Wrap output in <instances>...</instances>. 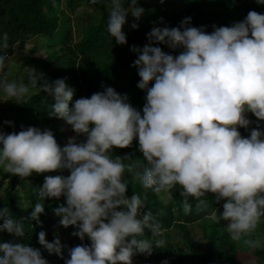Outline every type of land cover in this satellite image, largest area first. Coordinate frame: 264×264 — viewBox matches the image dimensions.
I'll list each match as a JSON object with an SVG mask.
<instances>
[{
  "label": "clouds",
  "instance_id": "1",
  "mask_svg": "<svg viewBox=\"0 0 264 264\" xmlns=\"http://www.w3.org/2000/svg\"><path fill=\"white\" fill-rule=\"evenodd\" d=\"M90 2L106 6L108 33L116 43L127 44L123 28L128 15L138 21L145 11L138 0ZM190 22L189 17L181 27H154L147 44L132 46L138 56L133 66L141 78L137 86L147 92L143 114L112 87L74 100V89L64 79L49 82L43 73H33L26 85L0 75V100L20 102L34 90L48 93L54 97L50 115L86 137L79 143L71 137L61 147L49 129L21 126L19 133L0 132L5 173L25 179L33 173L70 172L45 176L37 190L40 202L31 212L42 223L45 198H66V206L54 209L60 224L76 226L73 235L82 241L87 237L91 246L70 248L65 264H133L134 255L150 256L166 246L165 230L151 211L141 212L140 196H126L125 172L157 194L180 186L185 214L192 211L189 197L198 201L199 211L202 198L215 194L217 203L226 202L222 213L213 212L208 219L226 221L230 240L238 245L262 246L260 238L252 237L258 225L264 233V132L253 129L244 138L238 128L249 127L247 112L264 121V14L250 11L231 27L213 25L210 34ZM36 36L46 38L30 37ZM2 41L0 47L8 49L7 33ZM157 44L182 51L174 56L153 46ZM7 61V54H0V73ZM137 138L142 160L112 157L113 148H128ZM0 220V231L25 236L24 224L7 207L0 209ZM39 243L63 255L59 238L50 243L41 231ZM0 252V264H49L39 249L25 243H0Z\"/></svg>",
  "mask_w": 264,
  "mask_h": 264
},
{
  "label": "trees",
  "instance_id": "2",
  "mask_svg": "<svg viewBox=\"0 0 264 264\" xmlns=\"http://www.w3.org/2000/svg\"><path fill=\"white\" fill-rule=\"evenodd\" d=\"M52 1L0 0V45L3 43L4 33L9 36L8 43L10 45L8 49L0 47V54L6 55L12 50L16 42L23 44L30 36L41 35L46 37L49 40L48 45L56 47V49L48 53L43 59H32L35 63H41L37 68V73H43L49 82L64 79L67 85L75 88L77 99L90 98L94 93L103 92L106 86L112 87L121 95H127L128 102L141 114H143V107L146 104L147 92L137 86L141 78L137 68L133 65L138 56L131 51V48L133 45L142 48L147 44L148 33L154 27H181L182 21L190 17V26L203 27L210 34L214 31L213 25L231 27L234 23L243 22L250 11L264 14V5L257 6L258 0H180L183 3L180 9L152 20L155 1L138 0L139 6L145 10L144 14L138 21L131 14L128 15L131 23L128 29L123 30L127 37V44L120 45L107 31L106 11H99L101 15L91 14L90 19L87 17L85 24H79L76 20V36H74L71 28L66 27L63 23L59 24V19L51 12ZM74 1L68 0V6L72 8ZM156 1L161 2V0ZM165 1L168 0H163V2ZM133 23L139 25L138 29L131 27ZM153 46L160 47L165 53L174 56L182 51V49H173L166 44ZM30 75L27 74L24 80L25 84H28ZM53 103L48 93L36 91L28 100L15 107L11 105L10 109H12V114L15 111L20 114L23 113L25 117H31L39 127L43 128L62 121V119L50 115V108ZM254 116L251 112L246 113L247 119ZM5 127L4 133L11 134L12 125L5 124ZM247 130L251 133L249 128ZM262 132H264V127ZM111 155L113 158L130 156L133 160L143 159V155L139 151L138 138L128 148H113ZM138 171H142V169H138ZM46 175L52 174H37L34 177L32 192L27 196L28 205L22 207V203H16L19 198L18 195L15 196L14 188L17 182L26 183L29 177L21 179L17 175L0 170V189L4 186L3 195L0 197V209L7 207L12 218L21 220L25 229L24 237H16L7 231H0V241L1 243H25L30 247L39 249L49 264H65L66 259L70 258L68 254L70 248L84 244L91 246V241L87 237L82 241L78 236L73 235L78 231L76 226L65 228L60 224L61 217L56 215L54 209L61 204L66 206L65 197L59 199L45 198L43 201L45 212L40 216L42 223H37L31 218L35 203L40 202L37 190L44 183ZM4 179H8V185H4ZM124 179L128 182L126 196L131 198L137 194L144 202V208L141 209V212L151 211L164 230L173 226L181 239L182 246L179 242H172L166 238L167 244L163 249H155L150 256L142 253L141 264H165V262L167 264L242 263L238 257L237 246L235 242L230 240L226 231V221L216 223L210 220L208 227L200 225L203 238L206 240L202 249L198 248L191 231V225L208 219L213 212L218 215L222 213L223 204L226 200H222L221 204L217 203L216 198L208 193L202 198L204 206L197 211L198 201L189 197L192 211L185 214L180 186L169 193L157 194L151 189H144L139 181L134 180L133 174L125 172ZM2 223L3 221L0 220V224ZM55 228L59 230V233L54 232ZM61 228L65 229L69 235L65 240L62 237L66 233L60 232ZM41 231L46 233V240L50 243L54 242L56 238L60 239L64 246L63 255L49 252L46 247L39 243ZM145 235L146 237L149 236L150 232L146 230ZM254 255L262 262L256 261L257 263H254L264 264L262 251L255 250ZM0 256H3L2 252H0Z\"/></svg>",
  "mask_w": 264,
  "mask_h": 264
},
{
  "label": "rangeland",
  "instance_id": "3",
  "mask_svg": "<svg viewBox=\"0 0 264 264\" xmlns=\"http://www.w3.org/2000/svg\"><path fill=\"white\" fill-rule=\"evenodd\" d=\"M152 1H155V3L153 4L154 15L152 16V20L153 19L155 20L156 17L159 18L164 14H170L171 12L180 9V7L183 5V3L180 0L179 1L168 0L165 2H158L156 0H152ZM67 3L68 0L52 1L51 12H53L57 16V18L59 19L58 20L59 24L63 23L65 24L66 27L71 28V31L74 36H76L75 35L76 20L78 21L79 24H85L87 17H89L90 19L91 14L101 15L99 11L107 12L106 6L100 4L93 5L91 4L90 0H75L72 8L69 7ZM256 4L257 6L264 5V3H259V2H256ZM130 23H131V19L127 17V23L125 24L123 30L128 29ZM48 44H49V40H47V38H42L40 36L30 37L29 39L24 41L23 44L16 42L13 45L12 50L7 53L8 61L6 63L8 67H6L3 73H0V75L7 73L9 81L14 80L18 84L22 82L25 84L26 82H24V80L26 79L27 74L37 73V68L41 65V63H35L34 61H32V59L34 58L43 59L46 57L48 53L56 49V47H50V45ZM27 83L29 84V82ZM68 86L74 89V100L77 99L75 88L70 85ZM35 93L36 90L33 91L32 95H34ZM48 96L50 100L54 102V97L49 94ZM30 97L31 96L27 97L25 100H22L20 102L11 99L0 100V121H1L0 132H4L6 130L5 124L12 125L13 127L12 133L13 132L19 133L20 129H22L21 126H23L24 128L36 127L41 129L42 131L45 129H49L54 133V136L61 147L65 146L68 142V139L74 136L76 137L78 143L86 140V137L84 135L77 136V134L74 133L71 126L68 125L66 122H63L64 120L58 121L53 126H47L42 128L39 127L31 117L29 116L25 117L23 113L20 114L14 111V114H12L11 112L12 109H10L11 105H14V107L18 106L20 103L25 102ZM0 99H3L2 91H0ZM248 120L251 121L248 127L250 131L256 129L262 132L264 127V121L258 120V118L255 116L248 118ZM6 122H10V123H6ZM248 128H244V127L238 128V131L240 132L242 137L244 138L250 137L251 133L247 130ZM0 148H2V145H0ZM0 170L1 172L3 171L2 168H0ZM51 174L68 176L70 175V172L65 169L62 171L53 172ZM36 175H37L36 173H33V175L28 178L26 183H19V182L16 183V186L14 188V193L15 196L18 195L19 198V201H16V203H22L21 205L22 207L28 205L27 196L30 192H32V188H33L32 182L34 181V177ZM3 183L4 185H8V179H4ZM3 189L4 186L2 187V189H0V197L3 195ZM212 195L215 197V194ZM219 203L221 204L222 200ZM209 224H210V219H205L191 225V231L196 240V243L198 244V248L202 249L206 244V240L203 238L201 226L208 227ZM61 231L66 233L62 237L64 240L69 237L65 229L61 228L60 232ZM54 232L59 233V230L58 229L57 231L54 230ZM165 238H167L172 242H179V243L181 242L180 236L177 234V230L173 226L170 229L165 230ZM252 238H260L262 246L258 249H249L245 246L238 245L235 242V245L237 246V249L239 251L238 253L239 260L242 262L240 264H256L257 262H260L259 259H257L254 255L255 250H260L264 253V233H263V229H260L259 225L255 235ZM142 255H143L142 253L136 254V257L133 258V264H141Z\"/></svg>",
  "mask_w": 264,
  "mask_h": 264
}]
</instances>
